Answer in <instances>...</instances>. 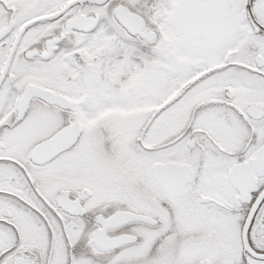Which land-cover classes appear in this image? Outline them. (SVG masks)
I'll list each match as a JSON object with an SVG mask.
<instances>
[{"label":"snow or ice","instance_id":"obj_1","mask_svg":"<svg viewBox=\"0 0 264 264\" xmlns=\"http://www.w3.org/2000/svg\"><path fill=\"white\" fill-rule=\"evenodd\" d=\"M0 264H264V0H0Z\"/></svg>","mask_w":264,"mask_h":264}]
</instances>
